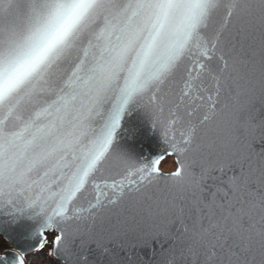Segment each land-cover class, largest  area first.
Listing matches in <instances>:
<instances>
[{
	"label": "snow or ice",
	"instance_id": "1",
	"mask_svg": "<svg viewBox=\"0 0 264 264\" xmlns=\"http://www.w3.org/2000/svg\"><path fill=\"white\" fill-rule=\"evenodd\" d=\"M0 216V264H264V0H0Z\"/></svg>",
	"mask_w": 264,
	"mask_h": 264
},
{
	"label": "water",
	"instance_id": "2",
	"mask_svg": "<svg viewBox=\"0 0 264 264\" xmlns=\"http://www.w3.org/2000/svg\"><path fill=\"white\" fill-rule=\"evenodd\" d=\"M132 129L136 130L134 134ZM118 144L141 162H148L164 148L161 135L152 127L148 115L135 105L129 106V114L119 132ZM43 223V217L36 216L29 221L30 230L22 231L6 217L0 216V238L10 246L8 250H30L40 242L39 230Z\"/></svg>",
	"mask_w": 264,
	"mask_h": 264
},
{
	"label": "rangeland",
	"instance_id": "3",
	"mask_svg": "<svg viewBox=\"0 0 264 264\" xmlns=\"http://www.w3.org/2000/svg\"><path fill=\"white\" fill-rule=\"evenodd\" d=\"M173 169H174V164H173L172 160H169L167 163L163 164V166H162V170H164V171H170ZM7 246H8V248L6 250L10 249V246L8 244H7Z\"/></svg>",
	"mask_w": 264,
	"mask_h": 264
},
{
	"label": "trees",
	"instance_id": "4",
	"mask_svg": "<svg viewBox=\"0 0 264 264\" xmlns=\"http://www.w3.org/2000/svg\"><path fill=\"white\" fill-rule=\"evenodd\" d=\"M8 248L7 243H5L1 238H0V252L5 251Z\"/></svg>",
	"mask_w": 264,
	"mask_h": 264
},
{
	"label": "flooded vegetation",
	"instance_id": "5",
	"mask_svg": "<svg viewBox=\"0 0 264 264\" xmlns=\"http://www.w3.org/2000/svg\"><path fill=\"white\" fill-rule=\"evenodd\" d=\"M171 160V159H170Z\"/></svg>",
	"mask_w": 264,
	"mask_h": 264
}]
</instances>
